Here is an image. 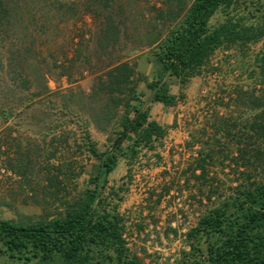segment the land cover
Here are the masks:
<instances>
[{
    "label": "rangeland",
    "instance_id": "1",
    "mask_svg": "<svg viewBox=\"0 0 264 264\" xmlns=\"http://www.w3.org/2000/svg\"><path fill=\"white\" fill-rule=\"evenodd\" d=\"M163 1L121 0L123 13L114 18L118 40L105 44L101 30L108 13L88 0H62L65 7L54 0H12L15 19L0 28V220L32 224L56 218L63 203L89 187L98 161L88 151L86 136L98 152L107 150L122 115L101 89L106 74L128 62L140 79L155 77L149 49L138 40L153 24L155 9H166ZM252 6L264 10V0ZM237 13L244 19V9ZM223 20L219 10L209 25ZM261 54L264 39L215 51L202 73L184 86L166 77L171 93L179 97L173 107L149 103L151 92L143 81L137 83L140 100L166 136L153 152L141 150L130 165L127 156L118 159L108 176L113 196L105 204L118 205L126 220L127 246L142 264H179L189 251L184 235L208 202L191 183H183L182 171L198 149L186 143L200 129L209 134L215 114L240 125L255 113L235 97L239 89L264 95V77L254 62ZM219 145L234 149L229 137ZM226 165L209 170L218 193L239 179ZM159 194L162 199L155 204ZM0 264L22 263L1 256Z\"/></svg>",
    "mask_w": 264,
    "mask_h": 264
},
{
    "label": "trees",
    "instance_id": "2",
    "mask_svg": "<svg viewBox=\"0 0 264 264\" xmlns=\"http://www.w3.org/2000/svg\"><path fill=\"white\" fill-rule=\"evenodd\" d=\"M54 1L65 7L62 0ZM88 2L108 13L102 40L105 44L117 42L120 29L114 18L123 13L121 0ZM163 2L166 9H155L153 24L138 40L141 48L149 49L155 77L140 79L135 65L128 62L118 63L106 74L101 89L109 95L113 108L122 109V115L107 150L98 152L86 136L88 151L98 161L89 187L63 203V213L56 218L32 224L0 220V257L22 264H142L127 246L126 220L118 205L105 204L113 196V189L107 188L108 176L118 159L127 156L130 165L129 160L141 150L153 152L166 136V129L150 118L149 107L140 100L137 83L143 81L151 92L149 103L173 107L179 97L171 93L166 77L184 86L202 73L215 51L264 39V10L253 7L254 0H191L189 6L184 0ZM12 5V0H0V28L9 27L15 19ZM243 9L244 19L237 13ZM219 10L224 20L211 27L209 22ZM254 62L264 77V54ZM235 98L255 113L240 125L215 114L210 133L200 129L186 143L188 148L198 145V149L182 171L183 183H191L208 205L184 235L189 251L182 253L179 264H264V95L239 89ZM130 137V144L124 147ZM225 137L233 140L234 149L219 145ZM209 140H213L211 145ZM225 162L239 179L227 192L218 193L219 185L208 176L209 170L216 165L223 168ZM161 199L159 194L155 204Z\"/></svg>",
    "mask_w": 264,
    "mask_h": 264
},
{
    "label": "crops",
    "instance_id": "3",
    "mask_svg": "<svg viewBox=\"0 0 264 264\" xmlns=\"http://www.w3.org/2000/svg\"><path fill=\"white\" fill-rule=\"evenodd\" d=\"M156 104H159V103H156Z\"/></svg>",
    "mask_w": 264,
    "mask_h": 264
}]
</instances>
